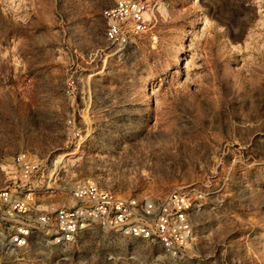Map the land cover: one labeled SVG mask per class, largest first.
I'll return each instance as SVG.
<instances>
[{"label": "rangeland", "instance_id": "374dc122", "mask_svg": "<svg viewBox=\"0 0 264 264\" xmlns=\"http://www.w3.org/2000/svg\"><path fill=\"white\" fill-rule=\"evenodd\" d=\"M113 3L0 0V160H43L45 203L86 178L120 196L182 187L190 240L174 257L84 239L0 264H264V0H150V32L123 46L103 38Z\"/></svg>", "mask_w": 264, "mask_h": 264}, {"label": "built area", "instance_id": "2783aa9c", "mask_svg": "<svg viewBox=\"0 0 264 264\" xmlns=\"http://www.w3.org/2000/svg\"><path fill=\"white\" fill-rule=\"evenodd\" d=\"M154 4L114 0L103 8L105 42L123 46L150 32L148 13ZM65 93L71 95L72 81ZM72 135L78 136V131ZM44 169L45 162L27 152L0 160V261L22 258L30 249L37 254L51 249L69 252L84 239L107 244L142 241L167 257L178 255L188 244L193 202L182 187L161 194L120 196L86 178L71 184L67 203H45L36 197L32 182ZM125 249L127 253L126 243Z\"/></svg>", "mask_w": 264, "mask_h": 264}, {"label": "crops", "instance_id": "0c3cea01", "mask_svg": "<svg viewBox=\"0 0 264 264\" xmlns=\"http://www.w3.org/2000/svg\"><path fill=\"white\" fill-rule=\"evenodd\" d=\"M89 102H91V101H89V99H88V105H89Z\"/></svg>", "mask_w": 264, "mask_h": 264}]
</instances>
